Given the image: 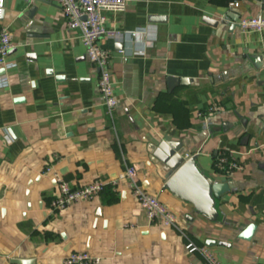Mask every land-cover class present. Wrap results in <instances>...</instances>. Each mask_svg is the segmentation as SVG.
Here are the masks:
<instances>
[{
    "label": "crops",
    "instance_id": "1",
    "mask_svg": "<svg viewBox=\"0 0 264 264\" xmlns=\"http://www.w3.org/2000/svg\"><path fill=\"white\" fill-rule=\"evenodd\" d=\"M105 13L108 27L130 31L99 40L111 52V114L98 68L57 0H3L0 23L16 65L0 89V264H61L76 250L101 264H209L185 250L188 240L209 246L222 264H264V30L236 24L264 15V0H130ZM210 104L219 110L203 126L198 113ZM163 139L181 142L205 174L231 182L215 219L164 187V164L148 150ZM221 151L240 164L231 175L214 166ZM130 165L173 211L174 225L147 218L127 185ZM59 178L107 185L52 209ZM249 222L252 237L238 238Z\"/></svg>",
    "mask_w": 264,
    "mask_h": 264
},
{
    "label": "built area",
    "instance_id": "2",
    "mask_svg": "<svg viewBox=\"0 0 264 264\" xmlns=\"http://www.w3.org/2000/svg\"><path fill=\"white\" fill-rule=\"evenodd\" d=\"M130 0H57L68 28L77 29L79 37L85 47L87 59L98 68L97 88L103 97L108 113H112L117 98L114 91L113 80L110 70V49L99 43L100 38L107 37L114 40H122L127 30L110 28L107 25L106 11L121 12L125 10ZM238 1L229 2V6H237ZM3 11V0H0V19ZM237 27L244 32L264 30V15L255 14L240 17L236 20ZM132 33L136 30L131 31ZM13 42L11 34L6 25L0 23V89L9 85V77L6 70L14 67L15 62L8 58ZM126 55V54H125ZM125 58V56H124ZM217 104H210L204 112L202 125L208 126L207 117L216 113L219 108ZM188 157L187 154H185ZM214 166L225 175H231L240 168V164L227 157L226 152L221 151L216 155ZM136 168L130 165L126 169L127 185L139 206L145 212L147 218L161 226H172L175 224V214L160 199L147 192L137 179ZM107 182L94 180L79 187H73L63 178L57 179V192L51 201L52 209H63L73 202L90 199L101 192ZM187 252H199L209 264H222L218 256L207 245L196 244L188 240L184 244ZM61 264H101V257L93 255L86 250L70 251L65 255Z\"/></svg>",
    "mask_w": 264,
    "mask_h": 264
},
{
    "label": "water",
    "instance_id": "3",
    "mask_svg": "<svg viewBox=\"0 0 264 264\" xmlns=\"http://www.w3.org/2000/svg\"><path fill=\"white\" fill-rule=\"evenodd\" d=\"M226 14L230 15L231 12H226ZM2 71L0 69V73ZM167 80L169 84L178 82L176 76H168ZM218 128L219 126L216 127V129ZM148 150L151 158L157 159L164 164V175L166 177L163 184L164 187L186 203L191 204L200 214L210 219H215L216 199L220 198L224 192L230 190L231 182L229 179H214L205 174L198 167L194 154L188 157L184 156L186 147L179 141L163 139L157 144H150ZM31 183L32 181L30 180L28 185L30 186ZM28 192L29 190L26 191V193ZM255 229L256 224L249 222L237 233V237L249 240ZM11 262L15 264H34L35 258L13 257Z\"/></svg>",
    "mask_w": 264,
    "mask_h": 264
}]
</instances>
